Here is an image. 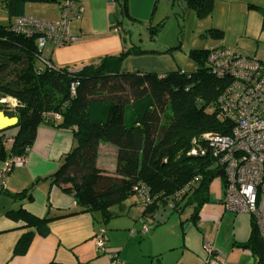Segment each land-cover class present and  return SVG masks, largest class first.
<instances>
[{
  "label": "trees",
  "instance_id": "1",
  "mask_svg": "<svg viewBox=\"0 0 264 264\" xmlns=\"http://www.w3.org/2000/svg\"><path fill=\"white\" fill-rule=\"evenodd\" d=\"M25 1L0 0L8 16L6 23H0V99L14 100L10 109L6 108L10 104L0 103V110L17 118L15 125L0 130V160L26 156L41 123L69 131L73 145L46 178L73 197L75 210L41 217L21 205L6 211L10 219L34 229L19 237L15 249L25 245L34 231L46 234L49 222L59 217L99 212L106 221L112 216L109 208L136 195L139 188L150 200L140 216L148 217L152 227L160 223L158 210L172 213L189 205V219L194 221L206 201L210 180L220 170L213 147L202 135H229L232 128L227 118L218 116L219 96L228 80L207 63L214 48L190 49L194 64L190 72L125 71L120 64L127 52L99 57L75 70L55 66L47 57L48 64L39 69L41 52L35 38L10 29L14 17L23 14ZM38 1L58 2L60 8L63 0ZM113 1L121 16H128V0ZM184 1L202 17L210 13L213 0ZM260 11L264 29V11ZM160 24L148 26L151 36ZM202 36L220 38L222 32L208 28ZM50 114L60 119L55 121ZM101 142L116 149L112 172L96 164ZM9 195L31 198L28 189ZM250 221V234L238 246L253 254L255 264H264V240Z\"/></svg>",
  "mask_w": 264,
  "mask_h": 264
},
{
  "label": "crops",
  "instance_id": "2",
  "mask_svg": "<svg viewBox=\"0 0 264 264\" xmlns=\"http://www.w3.org/2000/svg\"><path fill=\"white\" fill-rule=\"evenodd\" d=\"M162 1L128 0V16L124 18L152 24L155 20H159L157 8ZM153 2H155V10L151 12ZM0 9V23H6L8 21L6 10L2 7ZM260 10L264 11V0H213L210 13L200 19V29L203 31L208 28L217 29L222 32V36L220 38L203 36L202 47H235L264 62V29H262ZM57 11L60 12V9L57 8ZM59 12L53 18L44 19L57 20ZM84 12L83 9L82 14ZM119 40L118 36L115 35L112 43L107 42L108 47L112 51L119 50ZM166 59L165 56L154 53L134 55L133 58L124 60L121 69L156 73L182 70L179 66L174 65L171 60ZM7 133L4 134L8 136ZM72 145V135L69 131L41 123L36 129L35 138L27 151L23 165L12 168L3 177V183L0 186V264H90L89 256L94 254L95 250L96 252L105 250L106 240L103 238L105 231L101 229V222L104 220L102 215L100 217L98 214L99 212H80L53 219L48 224L46 234L41 235L34 231L25 245L15 249L19 237L24 232L34 229L26 228L21 222L10 219L6 216V211L16 209L21 205L24 209L41 217L45 214L53 216L63 211L75 210L73 197L51 185L46 178L55 171L61 157ZM8 149L9 143L5 146V150L8 151ZM2 162L3 160H0V167ZM96 164L106 171H114L116 165L115 147L101 142ZM23 189L29 190L31 198H14L9 195ZM134 196L133 202L138 205V198L136 195ZM222 196L223 191L219 194L216 193L215 189L208 186L206 201L201 205L194 221L189 219L192 208L190 205L187 206L189 213L179 221L181 230L180 252L173 264L183 262L185 254L188 262L190 261L188 264H206L205 258L208 255L203 248L205 243L213 247L216 251L214 256L223 259L224 264H255L253 254L247 248L238 246L239 243L246 241L250 234V217L245 213L225 211L221 203ZM123 202L124 200L121 204ZM184 209L175 212L182 213ZM111 215L113 216L112 212ZM108 219L104 222H107ZM223 224H225V230L221 232ZM150 225L152 226V224ZM226 226L228 227L227 230ZM100 230H103L102 234L99 233ZM148 231L142 233L139 229L132 228L128 233L130 236L136 234L140 236L147 234ZM98 235L103 240V249L97 247L99 238L96 236ZM152 237L153 234L150 239ZM157 250L161 251L155 250L149 256L155 258L156 264H161L160 254H162L163 249ZM126 264L142 263L129 262Z\"/></svg>",
  "mask_w": 264,
  "mask_h": 264
},
{
  "label": "rangeland",
  "instance_id": "3",
  "mask_svg": "<svg viewBox=\"0 0 264 264\" xmlns=\"http://www.w3.org/2000/svg\"><path fill=\"white\" fill-rule=\"evenodd\" d=\"M154 5L155 2L152 3L151 12L155 10ZM57 8L59 9L58 2L27 0L24 2L22 15L43 19L53 18L59 12ZM83 9L85 12L81 18L70 19L68 23L70 33L80 35L79 39L56 47L47 43L42 50V55H46L53 65L66 66L75 70L86 64L95 63L99 57L127 52L124 60L133 58L134 55L154 53L165 56L183 71L190 72L194 69L193 61L189 57V50L202 47L201 40H203L202 34L204 33L200 29V19L203 16H198L194 8H182L179 0H163L157 8L159 20H155L152 24L139 20H127L122 17L113 0H82V11ZM110 16L114 17V22L109 21ZM59 17L60 12L56 19L58 20ZM49 20L54 21L55 19ZM157 23H161L160 28L151 36L148 26H154ZM115 35L120 39V49L112 51L107 42L112 43ZM124 60L120 64V68H122ZM10 107L11 105L6 106L7 109ZM11 133L13 132L10 131ZM222 185L223 182L219 176H214L209 183V187L215 189L219 194L223 191ZM134 199L135 196L130 195L124 200L125 205L123 202L121 205L116 204L109 208L113 216L107 222H101V229L105 231L103 236L106 240L105 250L103 252L95 250L94 254L89 256L90 264L117 262V264L129 262L156 264L155 258L153 259L149 255H152L151 253L155 250L161 251L157 250L159 248L163 249L160 254L161 264L175 263L180 252L179 221L189 213V207H186L182 213H169L165 209L160 214V210H158L156 216L160 223L157 226L150 225L149 231L145 235L130 236L129 230L132 228L140 230L143 225L139 218L141 212L138 205L133 202ZM98 214L101 217V214ZM224 226L225 224H223L221 232L225 230ZM152 234L153 237L150 239ZM96 238H101V236L98 235ZM90 253L92 252L90 251ZM189 262L185 254L183 262L179 264H188Z\"/></svg>",
  "mask_w": 264,
  "mask_h": 264
},
{
  "label": "built area",
  "instance_id": "4",
  "mask_svg": "<svg viewBox=\"0 0 264 264\" xmlns=\"http://www.w3.org/2000/svg\"><path fill=\"white\" fill-rule=\"evenodd\" d=\"M60 17L50 21L38 17L19 15L12 20L10 29L16 34L35 38L37 49L41 52L39 69L48 64L42 50L47 43L53 47L73 42L78 35L70 33V19L80 18L82 0H63ZM211 70L218 76L227 77L225 91L219 96L218 116L232 123L229 135L206 132L202 138L212 147L218 157L219 169L223 171L222 206L225 211L245 213L255 224L264 240V62L254 55L235 47L214 48L207 57ZM0 103L14 105L11 98H2ZM53 120L58 114L49 115ZM191 150L190 154H194ZM26 156H9L0 167V186L3 177L14 167L23 165ZM140 211L150 203L143 188L136 192ZM140 232L148 230L150 219L141 218ZM134 232V229H133ZM100 234L103 230H100ZM98 249H103V240L97 241ZM206 264H223L214 256L216 252L207 243L203 246Z\"/></svg>",
  "mask_w": 264,
  "mask_h": 264
},
{
  "label": "water",
  "instance_id": "5",
  "mask_svg": "<svg viewBox=\"0 0 264 264\" xmlns=\"http://www.w3.org/2000/svg\"><path fill=\"white\" fill-rule=\"evenodd\" d=\"M179 4L182 8H185V1L184 0H179ZM110 22L113 21L112 16H110L109 19ZM17 122V118L14 116H7L4 114L3 111L0 110V130L2 129H6L8 127H11L13 125H15V123ZM216 176H223V171L222 170H218V172H216Z\"/></svg>",
  "mask_w": 264,
  "mask_h": 264
}]
</instances>
